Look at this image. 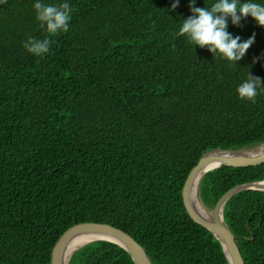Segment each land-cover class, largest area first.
Listing matches in <instances>:
<instances>
[{
	"label": "trees",
	"instance_id": "trees-1",
	"mask_svg": "<svg viewBox=\"0 0 264 264\" xmlns=\"http://www.w3.org/2000/svg\"><path fill=\"white\" fill-rule=\"evenodd\" d=\"M36 2L0 3V264H50L58 237L86 221L124 230L152 264H229L181 191L205 152L264 143V27L226 18L238 42L254 38L233 63L178 35L190 0H39L72 8L54 36ZM30 37L50 39L49 51L27 52ZM248 75L262 84L254 103L236 91ZM263 179L264 163L221 165L201 176L197 197L210 210L236 184ZM222 217L244 264H264V191L232 195ZM68 264L134 262L93 240Z\"/></svg>",
	"mask_w": 264,
	"mask_h": 264
},
{
	"label": "water",
	"instance_id": "water-1",
	"mask_svg": "<svg viewBox=\"0 0 264 264\" xmlns=\"http://www.w3.org/2000/svg\"><path fill=\"white\" fill-rule=\"evenodd\" d=\"M264 163V143L252 149H221L215 148L202 154L190 170L182 187V200L189 217L198 225L207 229L221 244L229 264H244L241 255L238 236H236L222 217L223 206L234 194L246 190H263V180L251 181L228 189L223 193L215 205L207 210L208 214H201L192 201V184L197 177V187L201 176L208 170L221 165L233 167H250ZM205 208V207H204ZM206 209V208H205ZM84 240L83 244L74 248L75 242ZM106 240L123 247L132 258L134 264H152L145 249L127 232L105 222H80L68 227L55 241L50 254V264H68L74 250L93 241Z\"/></svg>",
	"mask_w": 264,
	"mask_h": 264
},
{
	"label": "clouds",
	"instance_id": "clouds-1",
	"mask_svg": "<svg viewBox=\"0 0 264 264\" xmlns=\"http://www.w3.org/2000/svg\"><path fill=\"white\" fill-rule=\"evenodd\" d=\"M6 2L7 0H0V3ZM194 4L195 0H190L189 7L192 15L183 20L178 35L187 36L193 46L207 47L213 56L229 62L239 61L253 43L254 38L250 37L245 42H238L239 37L233 38L226 31V18L230 17L233 25H237L241 18L251 16L259 26L264 27V6L257 3L245 2L238 6V0H217L210 9L194 7ZM33 7L37 21L49 36L68 31L72 12L68 3L47 6L37 0ZM172 7L175 8L176 4ZM50 43L48 38L41 40L30 37L24 43V48L27 52L40 56L49 51ZM261 86L260 78L248 75V79L241 83L236 91L240 99L254 103L257 89Z\"/></svg>",
	"mask_w": 264,
	"mask_h": 264
},
{
	"label": "bare ground",
	"instance_id": "bare-ground-1",
	"mask_svg": "<svg viewBox=\"0 0 264 264\" xmlns=\"http://www.w3.org/2000/svg\"><path fill=\"white\" fill-rule=\"evenodd\" d=\"M262 186H264V182L262 183ZM196 187H197V177L194 179L192 184V201L194 203L195 208L203 215H207L208 211L204 208V206L200 203L197 195H196ZM84 240L78 239L75 242L74 248L83 244Z\"/></svg>",
	"mask_w": 264,
	"mask_h": 264
},
{
	"label": "rangeland",
	"instance_id": "rangeland-1",
	"mask_svg": "<svg viewBox=\"0 0 264 264\" xmlns=\"http://www.w3.org/2000/svg\"><path fill=\"white\" fill-rule=\"evenodd\" d=\"M207 210V209H206Z\"/></svg>",
	"mask_w": 264,
	"mask_h": 264
}]
</instances>
